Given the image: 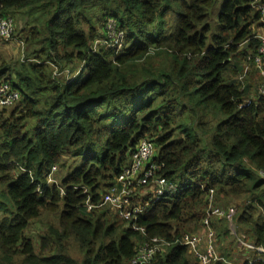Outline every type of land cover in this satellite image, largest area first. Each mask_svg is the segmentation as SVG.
Returning a JSON list of instances; mask_svg holds the SVG:
<instances>
[{
    "label": "trees",
    "instance_id": "trees-1",
    "mask_svg": "<svg viewBox=\"0 0 264 264\" xmlns=\"http://www.w3.org/2000/svg\"><path fill=\"white\" fill-rule=\"evenodd\" d=\"M219 1L0 0V18L23 14L33 26H15L28 32L24 60L0 65V82L20 95L0 111V264H129L152 238L171 247L149 264H198L180 241L206 231L210 190L215 206L237 207L234 235L211 219L216 264L231 263L242 240L264 250V96L238 82L264 16L253 0H222L211 25ZM109 20L124 33L117 53L94 47ZM142 140L162 166L156 177L179 191L148 206L136 195L145 236L100 206ZM53 167L64 176L48 184ZM43 215L56 225L35 246L27 233Z\"/></svg>",
    "mask_w": 264,
    "mask_h": 264
},
{
    "label": "built area",
    "instance_id": "built-area-1",
    "mask_svg": "<svg viewBox=\"0 0 264 264\" xmlns=\"http://www.w3.org/2000/svg\"><path fill=\"white\" fill-rule=\"evenodd\" d=\"M252 4L253 7L264 16V5H262L259 0H253ZM14 32L15 24L13 19L9 16L0 18V41L5 43L11 41ZM105 33L107 40H103L102 42L97 41L96 45H102L104 48L112 49L116 53L119 52L123 46L124 33L116 28L113 20H109L106 23ZM259 39L260 46L257 54L253 58L249 57L248 61L254 62V65H256L261 71L264 79V70H262V62L264 59V36ZM259 94L264 96V81ZM19 101L20 95L15 89H13L10 83L7 81H1L0 111H11L18 105ZM154 156L155 149L151 142L147 140L139 142L131 153L129 167L122 169L121 174L114 185L107 193L103 194L102 204L100 205H109L113 211L118 213L120 219L126 221L132 220L134 222L132 224V230L140 233L142 236H145L146 234L145 229L139 228L135 224L137 215L141 211L140 203L134 200L136 195H138L139 198L147 197L148 201L146 205L148 206L149 204H155L163 199L173 198L179 192L178 187L175 184L168 183L165 179L156 177L162 166L152 163ZM56 171V167L51 169L47 176L48 184H56L53 177ZM260 176L264 179V172H261ZM207 202V217L203 222L206 231L203 234L184 235L180 241L182 246L188 248L198 264H216L220 261L224 262V260L217 254L214 245V232L211 229V219L213 217L224 219L228 224H231L237 211V208L234 206L227 208L215 206L214 193L212 190H210L207 195ZM84 209L86 213H89L94 207L87 202ZM230 231L231 235L235 234V231ZM241 244L243 247H246L247 250L254 251L255 254L258 255V258L254 261L261 260L264 263V250L262 248L256 247L254 244L246 245L242 242ZM170 247V243L159 238H152L150 241L139 247L129 264H149L157 257V255L165 254Z\"/></svg>",
    "mask_w": 264,
    "mask_h": 264
},
{
    "label": "rangeland",
    "instance_id": "rangeland-1",
    "mask_svg": "<svg viewBox=\"0 0 264 264\" xmlns=\"http://www.w3.org/2000/svg\"><path fill=\"white\" fill-rule=\"evenodd\" d=\"M221 3H222V0H220L215 5L214 9L211 12V21H212L211 25L217 24V17H218V14L220 12ZM9 17L13 19L15 26L18 24V21L21 19V21H25L26 23L29 24V25H26V27L28 29H30V26H31L30 23H32L30 21V17L23 15V14H20V15L9 14ZM98 17L93 18V21L95 24H99V18ZM31 27H33V26H31ZM27 28H25L26 31H27ZM263 32H264L263 28H260L258 30L259 35H261ZM27 33L28 32H24V34H22V33L20 34V33H18V30H16L11 41L6 42V43L3 41L2 42L0 41V65L2 63L11 64V63H16V62H21L24 60V58L26 57V51H27L26 43H25V37H26ZM100 42H102V41H100ZM94 47L95 48L98 47L96 45V43H95ZM36 48H37V45H36ZM104 49L107 50V48H104ZM251 63H252L251 61H248V58H247V60H245L241 63V67L243 69V74L238 77V82H240L244 85H248L249 87H251L252 91L256 92L255 95L256 94L258 95L260 92V88L263 85L264 79L262 77L261 71L256 67V65L251 64ZM262 63H263L262 70H264V59H263ZM64 75L63 76L65 78L66 77L69 78L71 76L70 74H68V72H65ZM7 112H9V111H7ZM64 161H66V159ZM62 176H64V171H62L59 167H57V171L53 175L54 180L56 182H58ZM181 185H183V184H181ZM181 185H178V186H181ZM236 205L239 206V204H236ZM230 206H232V205H230ZM230 206H225V207L221 206V207L227 208ZM2 216H5V215L0 214V217H2ZM49 224H52L54 226L56 225L55 218H53L52 216H49V215H43L39 220L35 221L32 224V228L27 233V237L30 238L34 242L35 246L38 245V238H37L38 235L41 234L42 232H43L42 234L46 233L45 231L47 230V227L49 226ZM228 228L230 230L236 231L235 225L233 224V222L231 224L230 223L228 224ZM230 234H231V231H230ZM241 242L245 243L246 245L253 244L250 239L242 240ZM220 244L224 248L227 245V241L222 240V242H220ZM233 244L234 243H232V245H231V247L233 248V251L231 250V247L228 249V252L230 251V253L232 254V261L230 264H232V263L240 264V263L245 262L246 260L253 262L255 259L258 258V255L255 254L254 251L247 250V248L243 247L242 244H238V250L235 251L237 248V245L235 243L233 246ZM68 245H69L68 246V254L73 259H75L79 262L82 261L83 253L80 252V249H79L77 243H74L73 241H69ZM217 250L220 254L222 253L221 248L218 245H217ZM166 252H168V251H166ZM187 259L190 261V263L194 262L192 260L195 258L193 257V255L191 254L190 251H189V254L187 256Z\"/></svg>",
    "mask_w": 264,
    "mask_h": 264
},
{
    "label": "crops",
    "instance_id": "crops-1",
    "mask_svg": "<svg viewBox=\"0 0 264 264\" xmlns=\"http://www.w3.org/2000/svg\"><path fill=\"white\" fill-rule=\"evenodd\" d=\"M262 23H263V27H262V28L264 29V20H263ZM263 36H264V32H263L261 35H259L258 32H257V38H261V37H263ZM229 230H230V229H229Z\"/></svg>",
    "mask_w": 264,
    "mask_h": 264
}]
</instances>
